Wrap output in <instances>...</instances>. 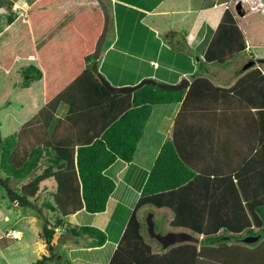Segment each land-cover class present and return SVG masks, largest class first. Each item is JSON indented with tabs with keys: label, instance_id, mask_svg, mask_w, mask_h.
I'll return each mask as SVG.
<instances>
[{
	"label": "crops",
	"instance_id": "obj_1",
	"mask_svg": "<svg viewBox=\"0 0 264 264\" xmlns=\"http://www.w3.org/2000/svg\"><path fill=\"white\" fill-rule=\"evenodd\" d=\"M226 9L243 34L244 49L242 40L237 38L230 41L231 45L226 39L218 45L210 44ZM104 13L107 26L96 65L116 86H131L143 78L168 84L186 79L187 91L192 81L201 76L229 89L245 75L256 76L251 72L254 67L264 73V0H0V27L4 25L0 40L5 42L3 49L11 44L12 50L31 58L29 61L36 66L76 67L81 61L86 63L95 46ZM181 42L185 44L184 52L171 45ZM215 50L221 57L232 50L234 53L227 61L204 62L205 52ZM188 75L192 77L187 78ZM154 107L159 111L156 116L152 114ZM252 111L242 101L219 98L207 90L192 92L183 105H154L132 160L116 159L104 170L116 184L105 210L88 213L81 209L68 216L74 225L88 224L101 229L105 242L91 246V238L68 240L58 249L61 263L65 258L73 264L109 263L148 172L162 144L172 136L186 160L203 173L210 197L223 194L230 183L229 174L238 171L253 199L264 200V148L259 152V116ZM231 178L236 181L233 175ZM136 179L137 185L133 183ZM138 211V218L143 220ZM169 211L171 220L173 211ZM31 219L33 223L39 221L33 216ZM7 222L0 214V264H32L45 255L43 238L35 259H29L27 245L19 240L23 231ZM42 228H37L38 234ZM11 230L19 231L20 236L11 237ZM144 237L152 253H160ZM180 255L168 252L155 263L185 264ZM188 264L206 263L193 260Z\"/></svg>",
	"mask_w": 264,
	"mask_h": 264
},
{
	"label": "trees",
	"instance_id": "obj_2",
	"mask_svg": "<svg viewBox=\"0 0 264 264\" xmlns=\"http://www.w3.org/2000/svg\"><path fill=\"white\" fill-rule=\"evenodd\" d=\"M236 38L242 40L244 49L243 34L226 9L210 44L218 45L226 39L231 45L230 41ZM171 45L178 52L185 51L183 42ZM93 49L92 46L86 63L81 61L74 68L71 77H62V81L48 79L42 107L18 132L0 142V173L4 175L0 182L10 193L14 191L10 187L12 181L19 183L30 177L41 163L44 165L40 175L18 186L13 193L20 198V203L35 199L41 181L48 178L55 181L52 201L42 205L55 215L53 226L44 225L43 228L51 255L68 240L91 238V246L105 242L106 235L101 229L74 225L68 221V216L81 209L88 213L105 210L116 184L104 170L116 159L132 160L154 105L175 102L183 105L196 90L210 91L219 98L227 96L238 103L242 101L250 111L254 109V116H259V152L264 148V73L258 67L251 71L257 77L245 75L229 89L220 88L200 76L192 81L187 91H166L145 84L129 94H111L90 69ZM217 50L205 52L204 62L227 61L234 53L232 50L221 57L217 56ZM4 56L5 60L9 59L4 63L6 67H11L17 58L31 60L20 53L11 55V59L5 51ZM44 68L29 63L21 74L28 80H39L44 77ZM201 69L206 70L202 63ZM28 86L25 85L27 89ZM61 104L66 106V112L59 117L57 111ZM229 175L230 183L225 192L210 197L203 173L182 155L176 138L172 136L166 140L148 172L108 264H156L168 252L182 254L180 259L185 264L193 260L206 264H264V200L253 199L246 191L240 172ZM248 176L252 178L251 173ZM145 205L172 210L170 226L204 235L200 240L202 245L185 242L152 253L144 237V220L137 216L138 209ZM257 234H260L258 243L241 242L243 237ZM226 239L238 243L228 244ZM32 264H48V261L41 257ZM63 264L73 263L65 258Z\"/></svg>",
	"mask_w": 264,
	"mask_h": 264
},
{
	"label": "rangeland",
	"instance_id": "obj_3",
	"mask_svg": "<svg viewBox=\"0 0 264 264\" xmlns=\"http://www.w3.org/2000/svg\"><path fill=\"white\" fill-rule=\"evenodd\" d=\"M3 27L4 25L0 27L1 31L3 30ZM8 35L4 34V37H7ZM4 44L5 42L2 43V41L0 40V58L2 59V61L0 60V142L11 134L18 132L22 125L26 121L31 119L36 111L42 107V105L44 104L45 85L48 79L55 80V78H59V80L61 81L62 77H65L64 79H68L74 73L75 68L46 67V69L44 68V77L39 80H28L22 76L21 72L23 68L27 66V63L31 61L17 58L18 60L15 59L11 67H6L7 65H5L4 63L9 59L5 60V51L8 53V57L11 59V55L13 56V54H17V52L12 50L11 44L3 49ZM90 69H92V64L90 65ZM99 73L104 76V74L100 70ZM104 77L111 85L116 86L112 84L106 76ZM191 77V75L187 76V78ZM26 84L29 85L28 89L25 87ZM156 110L157 108L154 107L152 114H155V116L157 115L156 113L159 112H156ZM65 112L66 106L64 104H61L58 109L59 117L64 116ZM153 119L154 117H151L152 121ZM43 170L44 166L41 163L38 169L27 179L19 183H13L14 181H12L10 183V187L12 188V190H14L13 193L17 192L18 186H21L33 180L35 177L40 175ZM3 176L4 175L0 173V177L3 178ZM138 180L139 179L134 180L133 183L137 185ZM54 189L55 182L52 178L41 181L36 198L29 201L28 203L23 204L20 203V198L17 195L10 193L8 187L0 182V214L5 216V219L8 220V226L13 225L23 231V237L19 240L27 245L26 254H29V259H35L38 244L40 243L41 239H45L43 235L44 225H47L48 228H51V226H53V222L55 219L54 213L50 210H47L42 205L48 204L52 201ZM150 213L154 214L153 220L155 223L156 231L166 233L168 231L182 230L181 228L170 226L169 223L171 221V215L169 209H167L166 207L159 209L154 206L147 205L144 206V208H142L140 211H138V214L143 220ZM31 216L39 221H34L33 223ZM38 227H43L41 230H39V234L37 229ZM190 233L198 239L194 243L197 244L198 247H200V245H202L200 240L204 238V235H199L191 230ZM145 235L148 238V241L153 244L155 248L160 249V244L155 239L150 238L146 232ZM225 241L228 244L238 243L236 241H230L229 239H226ZM43 244L45 245V255H43L42 257L47 258L48 264H56L59 261L62 262L61 255L58 251L54 250L53 254L51 255L47 250L46 243L43 242Z\"/></svg>",
	"mask_w": 264,
	"mask_h": 264
},
{
	"label": "water",
	"instance_id": "obj_4",
	"mask_svg": "<svg viewBox=\"0 0 264 264\" xmlns=\"http://www.w3.org/2000/svg\"><path fill=\"white\" fill-rule=\"evenodd\" d=\"M107 26V17L104 13V23L101 29L100 34L98 35V38L96 40L94 49H93V63H92V72L96 75L98 80L101 84L104 85V87L111 93V94H129L135 91L136 89L140 88L141 86L145 84H151L154 86H157L163 90L166 91H177L184 89L187 86L188 81L182 80L181 82L177 84H167L164 82H157L153 78H143L138 83L131 85V86H113L111 85L107 79L99 73L96 65V60L98 59L99 52L101 49V44L104 39L105 30ZM145 223V231L148 234L150 238L155 239L160 244V250H166L171 246L185 243V242H196L198 239L193 236L190 232L181 230V231H168L166 233H161L156 231L155 229V223L153 220V214L150 213L148 216L144 218ZM260 234L257 235H248L242 238V242L246 244L255 243L259 240ZM52 249V247H50ZM56 264H62L61 262H57Z\"/></svg>",
	"mask_w": 264,
	"mask_h": 264
},
{
	"label": "built area",
	"instance_id": "obj_5",
	"mask_svg": "<svg viewBox=\"0 0 264 264\" xmlns=\"http://www.w3.org/2000/svg\"><path fill=\"white\" fill-rule=\"evenodd\" d=\"M10 236L13 238H18L20 236V232L17 230H11Z\"/></svg>",
	"mask_w": 264,
	"mask_h": 264
}]
</instances>
